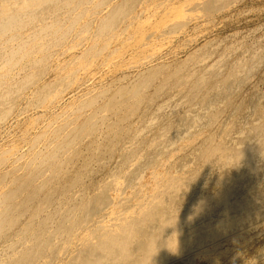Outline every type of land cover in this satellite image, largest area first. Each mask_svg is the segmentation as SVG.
<instances>
[{"label": "bare ground", "instance_id": "1", "mask_svg": "<svg viewBox=\"0 0 264 264\" xmlns=\"http://www.w3.org/2000/svg\"><path fill=\"white\" fill-rule=\"evenodd\" d=\"M0 264H264V0H0Z\"/></svg>", "mask_w": 264, "mask_h": 264}]
</instances>
